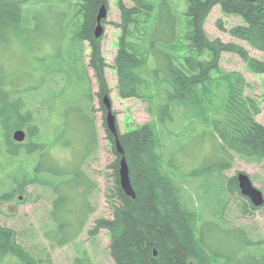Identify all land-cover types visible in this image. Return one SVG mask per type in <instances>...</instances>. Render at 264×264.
I'll return each mask as SVG.
<instances>
[{
  "label": "trees",
  "instance_id": "trees-1",
  "mask_svg": "<svg viewBox=\"0 0 264 264\" xmlns=\"http://www.w3.org/2000/svg\"><path fill=\"white\" fill-rule=\"evenodd\" d=\"M36 2L28 9L25 4L30 0H0V176L3 185L9 179L12 182L0 191V199L12 200L29 185L50 187L57 195L52 211L54 230L47 233L53 246L75 241L85 228L87 215L76 207L91 193L93 185L81 162L61 166L44 159L56 145L69 148L73 141L69 133L76 128L79 134H84L86 149L92 151L94 147L97 131L90 112L92 86L83 58L84 43H88V66L98 83L103 125L115 155L111 165L115 184L107 196L113 217L97 219L89 233L97 234L101 229L109 232L110 254L116 264H214L197 237V213L185 205L180 186L165 167L162 143L168 138L160 127L165 123L162 128L175 137L180 131L179 124L174 122L176 125L172 127L171 123L176 117L202 120L213 125L221 151L247 159H264V124L256 119L261 113L260 103L247 93L250 83L241 72L221 67V55L224 52L238 55L254 74H264V61L251 56L237 42L210 39L205 29L207 18L218 5L225 15L240 17L244 22L227 29L225 21L219 19L216 24L219 30L264 52V0H131L133 6L119 2L121 22L115 25L121 34L114 63L118 94L124 99L147 100L154 111L150 122L125 132L118 127L136 197L127 195L120 184L122 155L116 149L115 136L107 128L103 103L112 89L106 74L108 63L103 55L102 38L95 37V28L99 10L103 4L108 8V0H63L55 10L59 17L53 18L51 25L70 39L68 48L65 47L67 59L49 61V66L43 69L31 60L29 65L35 66H29L20 77L12 72L21 65L14 71L6 67L1 53L10 45H22L28 31L45 27L47 19L42 20L43 25L38 23L41 19L36 9L42 5ZM45 49L39 43L37 50L45 52ZM152 54L155 56L152 64L164 66L161 81L151 76ZM36 70L40 71L39 76ZM37 77L40 78L35 81ZM215 82L217 89L225 85V93L209 99L208 92ZM73 119L76 124H71ZM169 121L171 127L167 126ZM18 129L27 132L25 143L13 139ZM17 160L20 164L15 163ZM224 161L226 164L215 170L221 174L223 183L222 170L231 164ZM227 182L232 192L237 189L241 193L238 176ZM81 186H86L82 196ZM250 206L254 210L259 208L251 201ZM253 244L261 248L264 264L261 247L264 240ZM2 258L17 264H39L34 254L15 241L14 231L0 225ZM74 264L92 263L84 255Z\"/></svg>",
  "mask_w": 264,
  "mask_h": 264
},
{
  "label": "rangeland",
  "instance_id": "rangeland-1",
  "mask_svg": "<svg viewBox=\"0 0 264 264\" xmlns=\"http://www.w3.org/2000/svg\"><path fill=\"white\" fill-rule=\"evenodd\" d=\"M34 1L30 0L29 4H25V7L30 9V4ZM36 1L37 5L38 2L42 5L36 9V15H39L41 19V21L38 20V23L41 22L43 25L42 20L47 19L45 27L34 32L28 31L25 33L26 38H22V45H10L6 51L1 53L6 67L14 71L21 65L17 71L12 72L14 75H25L29 66H35L29 65L32 61L43 69L49 66V61L54 63V61L67 59L65 47L68 48L70 39L65 37L60 29L51 25L52 19L59 17L55 10L61 6L63 0ZM43 1H46L44 5ZM120 1L108 0V17L102 37V48L104 58L108 63L106 74L112 89L113 110L116 112L120 131L125 132L152 121L154 111L150 110V102L147 100L138 98L124 100L118 94L117 72L114 63L121 34V29L115 25V23L121 22ZM122 1L128 6H133L131 0ZM219 19L225 21L227 29L236 24H244L240 17L225 15L221 8L216 6L205 25L210 39L221 38L226 42H237L246 47L251 56L264 61V52L219 30L216 25ZM22 34L24 35V33ZM39 43H42L46 48L45 52L37 50ZM89 49L88 43H84L83 58L87 66L93 97L90 112L94 116L97 131L94 147L91 148L92 151L86 149L84 134L81 132L83 129L79 134V128H76L69 133L73 140L69 148L56 145L50 149L49 157L47 155L44 159L54 160L61 166L68 162H71L70 164L81 162L82 168L90 180V185H93L91 193L76 207L77 210L82 211V215H87L85 228L75 241L63 246H53L47 233L54 230L52 228L55 225L52 211L57 195L50 187L39 184L29 185L26 191L16 193L12 200L3 201L0 199V225L12 229L15 233V241L34 254L39 264H74L78 257L84 255L90 258L92 264H116L110 254L109 232L106 229H101L97 234L89 233L95 227L97 219L113 217L112 207L107 196L111 194L115 184L111 166L115 161V155L103 125L104 118L103 111L100 109L98 83L94 71L88 66ZM41 60L45 61L40 62ZM151 60L150 66L153 70L151 76L159 78L161 81L165 74L164 66H159L157 62L152 64L155 62L154 54H152ZM67 61L69 62V60ZM221 67L229 72L239 71L247 78L250 83L247 93L255 97L261 106V113L257 115L256 119L264 124V74L252 73L244 60L233 53H227L222 57ZM39 72L36 70V76L40 75ZM39 78L35 81H38ZM215 84L216 82L213 89L208 92L209 99L220 98L225 93V85L217 89ZM66 100H69V96L66 97ZM44 114H47L46 111ZM210 114L212 113L210 112ZM178 119L176 117L173 122L167 123L169 127H171V122L172 127L176 125H173L174 122L179 124L180 131L175 137L167 134L166 128H162L166 127L165 123L160 127V130L163 129L168 138L162 143L163 159L167 172L180 186L183 202L197 213V237L200 243L209 251L214 264L217 262L219 264H262L263 252L253 243L257 244L264 240V207L252 209L250 200L237 189L232 192L227 181L231 177L238 176L240 172H246L254 184L264 192V159H247L232 152L227 154L220 150V141L212 124L197 119L187 121L184 116L181 120ZM74 123H77L75 119L71 121V124ZM224 159L231 164L230 168L222 170V175L225 177L223 183L224 179L221 178V174L215 170L226 164ZM15 163L20 164L19 160ZM2 177L1 175L0 191L5 190L6 185H12L10 179L6 185H3ZM84 188L86 186H81L80 192ZM69 208L75 209L74 207ZM245 208H248V212H245ZM261 247L264 246L261 245ZM0 264L17 263L2 258Z\"/></svg>",
  "mask_w": 264,
  "mask_h": 264
},
{
  "label": "water",
  "instance_id": "water-1",
  "mask_svg": "<svg viewBox=\"0 0 264 264\" xmlns=\"http://www.w3.org/2000/svg\"><path fill=\"white\" fill-rule=\"evenodd\" d=\"M248 1H255V0H248ZM107 17H108V8L105 4H103L97 16V26L95 28L96 38H102L104 36L105 33L104 20H106ZM103 103L107 110V115H106L107 128L115 136L116 149L118 153L122 155V158L120 160V170H119L120 184L127 195L131 197H136V193L131 183L128 163L126 157L124 156L125 150L123 149L118 138L117 116L114 114L113 111V103L109 96H105L103 98ZM26 137H27V132L24 129H18L13 133V139L19 143H23L26 140ZM238 182L241 193L245 197H247L253 203L254 206L260 207L264 205V192L254 184L251 177L246 172L239 173ZM154 254L157 255V252H155Z\"/></svg>",
  "mask_w": 264,
  "mask_h": 264
},
{
  "label": "bare ground",
  "instance_id": "bare-ground-1",
  "mask_svg": "<svg viewBox=\"0 0 264 264\" xmlns=\"http://www.w3.org/2000/svg\"><path fill=\"white\" fill-rule=\"evenodd\" d=\"M255 1H257V0H255ZM216 6H218V5H216ZM215 6V7H216ZM220 7V6H219ZM221 8V7H220ZM214 9V8H213ZM221 11H222V9H221ZM208 19H209V17L207 18V21H208ZM207 21H206V23H207ZM206 25V24H205ZM229 54V52H224V53H222V55H221V58L225 55V54ZM221 61H222V59H221Z\"/></svg>",
  "mask_w": 264,
  "mask_h": 264
}]
</instances>
